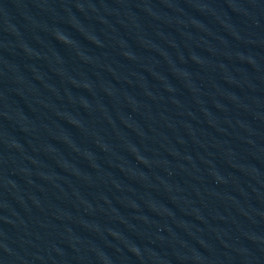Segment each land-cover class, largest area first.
<instances>
[{
	"label": "water",
	"instance_id": "water-1",
	"mask_svg": "<svg viewBox=\"0 0 264 264\" xmlns=\"http://www.w3.org/2000/svg\"><path fill=\"white\" fill-rule=\"evenodd\" d=\"M0 264H264V0H0Z\"/></svg>",
	"mask_w": 264,
	"mask_h": 264
}]
</instances>
